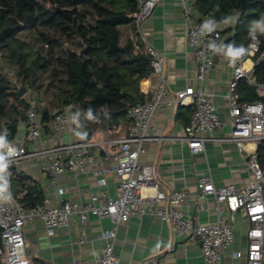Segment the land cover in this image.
I'll use <instances>...</instances> for the list:
<instances>
[{"label":"built area","instance_id":"1","mask_svg":"<svg viewBox=\"0 0 264 264\" xmlns=\"http://www.w3.org/2000/svg\"><path fill=\"white\" fill-rule=\"evenodd\" d=\"M186 1L180 0L188 20L190 15ZM157 2L137 0V9L130 14L135 32L140 35L151 56L149 62L154 85L149 99L128 109L129 123L125 132L115 134L114 131L98 129L87 134L79 125L80 118L70 105L51 110L49 123H45L42 120L45 103L25 87L23 95L28 109L23 135L18 140L5 139V147L0 148L5 165L0 170V185L6 188L3 198H0V264H32L25 250V224L40 219L44 229L51 234L56 228L66 226L74 214L78 215L81 225L87 221L89 214L109 218L113 224L110 230L101 232L102 237L112 239L95 256L93 264H119L113 251L118 225L130 217L141 218L144 215L157 216L167 221L176 234L196 239L205 264H223V256L234 241L238 213L249 223L247 242L244 251H234L232 256H243L245 264H264V168L259 163L257 148L246 155V166L251 174L246 184L215 187L209 174L197 178L196 200L201 202L211 195L214 201L215 220L207 223L197 222L181 209L190 195L188 189L161 190L156 166L138 161L144 151V144L158 138L152 133L151 119L157 109L165 106L176 107L188 103L192 106L190 121L179 136L180 140L186 141L191 152L202 150L208 141H231L240 151L247 143H254L257 147L264 144V83L255 79L251 75L252 69L246 68L244 61L233 58L230 49L224 47L220 35L229 21L221 24L208 15L188 21L186 38L198 61L194 76L196 85H187L170 92L163 55L149 45L142 35V25ZM259 46L258 37L251 34L245 53L247 58L252 59L253 66L264 57L262 53L253 60ZM217 58H223L231 68V77L223 94L231 129L224 137L217 134L224 121L218 115L212 94L200 87ZM12 73L10 69L9 74ZM242 79L261 96L260 99L240 100L236 87ZM45 128L47 133L44 132ZM78 133L85 138H79ZM22 161L35 166L47 177L57 195L55 205L48 204L45 199L41 205L26 208L12 193L11 181L17 171V164ZM66 172L92 175L99 186L106 184V174L113 173L117 179L116 192L113 195L105 191L92 193L84 201L69 199L59 185L61 176ZM69 264L82 263L71 260ZM140 264H158V259L151 256Z\"/></svg>","mask_w":264,"mask_h":264},{"label":"trees","instance_id":"2","mask_svg":"<svg viewBox=\"0 0 264 264\" xmlns=\"http://www.w3.org/2000/svg\"><path fill=\"white\" fill-rule=\"evenodd\" d=\"M136 9L137 0H0V136L13 141L26 124L20 86L46 101L45 123L51 110L70 105L87 134L126 128L128 109L151 95L140 89L152 68L130 17ZM193 10L221 24L231 18L220 35L226 49L245 50L255 34L260 46L253 60L264 53V0H194ZM251 75L264 83V57ZM236 91L243 101L261 98L243 79ZM256 150L264 168V144ZM11 188L26 208L44 202L41 186L24 174L13 176Z\"/></svg>","mask_w":264,"mask_h":264},{"label":"crops","instance_id":"3","mask_svg":"<svg viewBox=\"0 0 264 264\" xmlns=\"http://www.w3.org/2000/svg\"><path fill=\"white\" fill-rule=\"evenodd\" d=\"M193 1H186L190 15L187 20L180 0H158L142 25V35L146 42L163 55L165 78L170 92L187 85H196L194 76L198 61L186 38L189 20L198 17L193 10ZM228 21L231 23V18ZM243 65L252 69V59L247 58ZM230 77L231 68L223 58H217L200 86L212 94L218 115L224 121L217 131L221 137L226 136L231 129L223 97ZM153 85L152 75L140 81V89L145 94L152 93ZM191 111L192 106L189 103L157 109L151 119V126L152 133L158 138L144 144V151L138 161L156 166L161 190H189L190 195L181 205L187 216L200 223L213 222V197L208 195L201 202L195 198L197 178L209 174L215 187L246 184L251 177L246 166V155L257 146L247 143L240 151L231 141H208L204 143L202 150L191 152L186 141L179 139L187 120L190 121ZM125 130V127L119 126L114 133L121 134ZM44 132L47 133L48 130L45 129ZM16 169L15 175L24 174L41 186L44 200L46 199L48 204H56L55 190L49 185L47 177L34 170L35 166L22 161L17 164ZM105 177L106 184L99 186L92 175L66 172L61 176L59 185L69 199L84 201L92 193L105 191L113 195L116 192L115 174L108 173ZM248 226V221L238 213L234 241L223 256V264H245L243 256L233 257L232 252L246 249ZM112 227L109 218H98L94 214H89L87 221L81 225L78 215L74 214L66 226L56 228L53 233L48 234L42 221L35 219L24 226L25 250L32 259V264H69L71 260L93 264L95 256L99 255L104 245L112 239L102 237L101 232ZM113 251L119 264H140L151 256L158 259V264H205L196 239L176 234L167 221L154 215L130 217L119 224L113 240Z\"/></svg>","mask_w":264,"mask_h":264},{"label":"clouds","instance_id":"4","mask_svg":"<svg viewBox=\"0 0 264 264\" xmlns=\"http://www.w3.org/2000/svg\"><path fill=\"white\" fill-rule=\"evenodd\" d=\"M227 23V21H225ZM205 28L208 27L207 24L204 25ZM245 54V50L243 48H241L240 50L238 51H235V52H231V56L233 58H240V57H243ZM233 62V61H232ZM77 136H79V138L81 139H84L85 137L84 136H81L79 133L77 134ZM5 147V138L3 136H0V148H3ZM17 154V153H15ZM4 160V157L3 155H0V170H3V168L5 167V165L2 163V161ZM6 191V188L4 185H0V198H3L2 197V194ZM7 199H10V197H7ZM159 246V245H157Z\"/></svg>","mask_w":264,"mask_h":264},{"label":"rangeland","instance_id":"5","mask_svg":"<svg viewBox=\"0 0 264 264\" xmlns=\"http://www.w3.org/2000/svg\"><path fill=\"white\" fill-rule=\"evenodd\" d=\"M34 95V94H33ZM41 101H43L44 103H46V101L45 100H43V99H41ZM23 130H24V128H23V125H21V126H19L18 127V130H17V133H16V138H15V140H18L22 135H23ZM36 172H39V171H37L36 169H34ZM40 173V172H39Z\"/></svg>","mask_w":264,"mask_h":264},{"label":"water","instance_id":"6","mask_svg":"<svg viewBox=\"0 0 264 264\" xmlns=\"http://www.w3.org/2000/svg\"><path fill=\"white\" fill-rule=\"evenodd\" d=\"M25 92V87L24 86H20L19 90H18V96H22Z\"/></svg>","mask_w":264,"mask_h":264}]
</instances>
